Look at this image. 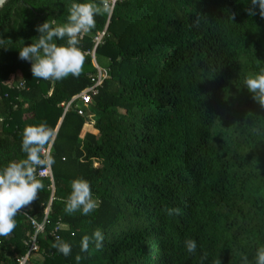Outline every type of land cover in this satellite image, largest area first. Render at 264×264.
<instances>
[{
	"label": "trees",
	"instance_id": "trees-1",
	"mask_svg": "<svg viewBox=\"0 0 264 264\" xmlns=\"http://www.w3.org/2000/svg\"><path fill=\"white\" fill-rule=\"evenodd\" d=\"M84 2L7 0L0 8V38L12 41L0 47V169L25 158L27 126L57 133L53 189L38 176L37 199L0 237V264H19L31 221L42 222L47 207L36 236L41 260L30 255L36 264H77V255L79 264H256L264 247V107L244 82L264 72L259 9L249 16L250 0H117L78 45L79 77H32L19 48L38 37L37 25H63L71 4ZM98 68L106 75L84 114L78 99L64 111ZM76 179L99 201L87 216L64 211ZM173 208L180 214L169 215ZM58 223L57 237L72 246L67 257L52 247ZM98 229L102 249L81 252L82 238Z\"/></svg>",
	"mask_w": 264,
	"mask_h": 264
},
{
	"label": "clouds",
	"instance_id": "clouds-1",
	"mask_svg": "<svg viewBox=\"0 0 264 264\" xmlns=\"http://www.w3.org/2000/svg\"><path fill=\"white\" fill-rule=\"evenodd\" d=\"M7 0H0V8ZM252 7L247 9L249 16L259 15L264 18V0H250ZM115 0H87L84 3H72L67 17V23L56 25L54 20H45L36 26L38 37L31 44L19 48L18 58L31 63L32 77L42 80L59 81L69 75L79 77L84 70L85 54L78 45L81 39L96 27V17L111 15ZM235 14L233 13V16ZM65 45L57 41L65 40ZM23 41H19L22 44ZM12 41L0 38V47L8 48ZM244 86L253 94V99L264 107V72L246 78ZM57 135L56 131L46 124L27 126L22 134L21 150L25 158L9 163L0 169V237L7 238L14 232L17 224L15 217L21 210L37 199L43 188L42 180L38 178V169L50 168L54 163L50 147ZM71 193L65 205L66 214L80 211L89 215L99 207V201L94 199L88 181L76 179L72 181ZM26 214V213H25ZM169 215H179L180 209H168ZM104 236L98 229L91 237L85 235L81 240V252H87L90 244L97 250L102 249ZM189 253L197 251L195 240L185 241ZM52 247L65 257L71 255L72 246L57 237ZM81 256L75 257L77 264ZM206 255L201 256L205 260ZM247 261V257L243 258ZM256 264H264V247L257 250Z\"/></svg>",
	"mask_w": 264,
	"mask_h": 264
},
{
	"label": "built area",
	"instance_id": "built-area-1",
	"mask_svg": "<svg viewBox=\"0 0 264 264\" xmlns=\"http://www.w3.org/2000/svg\"><path fill=\"white\" fill-rule=\"evenodd\" d=\"M117 0H115L116 2ZM104 32H101L99 35L95 36V41L96 44L98 42H100L102 36H103ZM93 51H92V55H93ZM106 75L104 70H101L100 68H98V74L96 79H92L93 84L90 85L88 88H86L84 91H82L81 93H79L78 95H76L75 97H73L70 101L63 103L64 106V111H66L72 101L78 99L81 103L82 106L77 105V113L79 115H83L84 114V109L87 107V105L90 103L91 101V96L96 94L98 91V86L101 84L103 77ZM23 85V83H19L18 87H21ZM51 148V147H50ZM38 176L41 177H47L50 181V187L53 189V174H52V169L50 168H43V169H38ZM21 212H24L23 210H21ZM47 212H48V207L45 209L44 211V217L42 222H36L34 220L31 221L32 225L35 228V232L33 234V236L30 239L29 242V246L27 249V252L25 253L24 256H22L19 259V264H28V261L30 260V255L34 252H36L38 250V244H37V240H36V236L38 233H42L44 230V225L47 222ZM62 226V224L58 223L57 226L54 227V229L51 231V235L54 236L55 238H57V234L56 231Z\"/></svg>",
	"mask_w": 264,
	"mask_h": 264
},
{
	"label": "rangeland",
	"instance_id": "rangeland-1",
	"mask_svg": "<svg viewBox=\"0 0 264 264\" xmlns=\"http://www.w3.org/2000/svg\"><path fill=\"white\" fill-rule=\"evenodd\" d=\"M92 57H93V56H92ZM93 58H94V57H93ZM93 62H95L94 59H93ZM88 127H90V129H91V126H87V128H88ZM32 254H33V253H32ZM32 258H34L35 260L40 261V260H41V255H38L36 252H34V254L32 255ZM34 259H33V260L30 259V260L28 261V264H36L37 261H35Z\"/></svg>",
	"mask_w": 264,
	"mask_h": 264
},
{
	"label": "water",
	"instance_id": "water-1",
	"mask_svg": "<svg viewBox=\"0 0 264 264\" xmlns=\"http://www.w3.org/2000/svg\"><path fill=\"white\" fill-rule=\"evenodd\" d=\"M94 59V58H93ZM30 208H31V204L30 205H28V206H26L24 209H22L23 211H28V210H30Z\"/></svg>",
	"mask_w": 264,
	"mask_h": 264
},
{
	"label": "crops",
	"instance_id": "crops-1",
	"mask_svg": "<svg viewBox=\"0 0 264 264\" xmlns=\"http://www.w3.org/2000/svg\"><path fill=\"white\" fill-rule=\"evenodd\" d=\"M87 129H90V127H88Z\"/></svg>",
	"mask_w": 264,
	"mask_h": 264
}]
</instances>
